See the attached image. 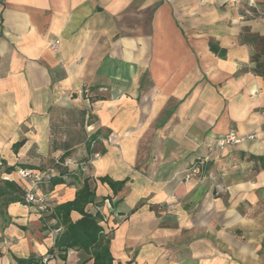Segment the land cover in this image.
Instances as JSON below:
<instances>
[{"label": "crops", "instance_id": "1", "mask_svg": "<svg viewBox=\"0 0 264 264\" xmlns=\"http://www.w3.org/2000/svg\"><path fill=\"white\" fill-rule=\"evenodd\" d=\"M230 131L254 137L183 183ZM0 163L23 189L19 168L61 172L35 189L47 208L88 178L113 264H264V15L244 0H0ZM47 213L8 205L0 264H92L48 257Z\"/></svg>", "mask_w": 264, "mask_h": 264}, {"label": "trees", "instance_id": "2", "mask_svg": "<svg viewBox=\"0 0 264 264\" xmlns=\"http://www.w3.org/2000/svg\"><path fill=\"white\" fill-rule=\"evenodd\" d=\"M209 48L212 52L223 55V50H219L215 45L210 44ZM1 165V163H0ZM15 166L1 168V171L10 173ZM61 172H56L51 176L49 184L56 185L63 182ZM102 182H106L112 188H119L123 182L113 181L107 176L100 177ZM25 191L14 180L0 177V218L2 222H7V207L11 203H24ZM96 200L94 188L91 186L89 179L84 178L81 186L76 189L74 197L56 204L51 208L45 207L42 211H48L44 214L43 220L53 219L52 224H46L48 227L60 226V231L54 237V243L48 249L47 254L50 257L55 252L60 259L65 260L69 249L83 250L90 255L92 264H113V257L109 250L110 236L104 232L100 224L101 216L98 212H92L86 209L88 204L94 203ZM75 211L79 213V217L72 220L70 213ZM42 256L31 254L24 258H16V264H42Z\"/></svg>", "mask_w": 264, "mask_h": 264}, {"label": "built area", "instance_id": "3", "mask_svg": "<svg viewBox=\"0 0 264 264\" xmlns=\"http://www.w3.org/2000/svg\"><path fill=\"white\" fill-rule=\"evenodd\" d=\"M245 4L248 8H251L256 14L264 15V9L259 8L256 0H244ZM58 44V40H55L52 44H50L51 49H55ZM254 135H238L235 132H228L221 137L215 138L208 145V152L206 154L197 155L190 164L180 171L182 175L183 183L187 184L193 178H196L198 182H202L205 178V170L206 165L210 160L211 154L214 151L222 150L229 144L238 143L242 139L252 138ZM98 154H94V157H97ZM55 173L54 168H46V169H31V168H19L17 170L18 178L22 181L28 183L24 189L25 194L24 198L27 203L37 204L39 210H43L45 207L40 202L43 201L40 197H38L35 193L36 187H38L42 183L49 182L51 176ZM92 212H98V208H94L91 210ZM61 227H53L51 228V232L54 236L60 231Z\"/></svg>", "mask_w": 264, "mask_h": 264}, {"label": "rangeland", "instance_id": "4", "mask_svg": "<svg viewBox=\"0 0 264 264\" xmlns=\"http://www.w3.org/2000/svg\"><path fill=\"white\" fill-rule=\"evenodd\" d=\"M203 181H204V180H203ZM203 181H202V182H203ZM238 236H239V238H240L241 240L244 239V238L242 237V233H241V232L238 234ZM260 252H261V251H260ZM260 252H259V253H260Z\"/></svg>", "mask_w": 264, "mask_h": 264}]
</instances>
